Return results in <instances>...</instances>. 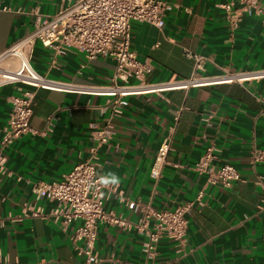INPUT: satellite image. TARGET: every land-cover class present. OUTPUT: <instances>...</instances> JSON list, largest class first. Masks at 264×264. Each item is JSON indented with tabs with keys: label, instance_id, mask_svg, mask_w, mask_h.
Segmentation results:
<instances>
[{
	"label": "crops",
	"instance_id": "obj_1",
	"mask_svg": "<svg viewBox=\"0 0 264 264\" xmlns=\"http://www.w3.org/2000/svg\"><path fill=\"white\" fill-rule=\"evenodd\" d=\"M73 1L0 0L8 7L0 10V51L31 29L37 15H51ZM163 1L162 28L132 22L131 49L152 67L144 82L198 84L130 94L121 113L111 116L102 109L110 97L94 92L110 84L111 58L88 59L76 50L57 55L36 43L31 64L56 87L22 82L0 87V137L10 96L24 92L31 97L30 126L37 130L18 136L4 150L9 173L0 172V264H80L69 239L79 221L64 230L49 218L24 215L23 207L46 212L54 205L35 200L32 185L59 181L76 162L90 158L96 143L92 133L107 122L115 133L95 150L98 170L117 173L122 197L139 207L129 208L119 194H111L104 200L106 210L134 224L144 211L193 201L198 192L204 206L187 213L182 242L163 236L152 255L142 250L145 236L134 226L99 222L98 264H264V162L252 164L250 157L253 146L264 149V115L259 114L264 108V0L260 11L236 5L231 18L221 6L229 0ZM185 49L205 58L201 69L194 68ZM228 74L235 77L216 79ZM202 113L213 114L209 125L201 122ZM167 137L170 149L161 176L153 181L149 169ZM209 142L217 148L216 166L228 162L240 173L230 186L212 183L192 168ZM152 222L149 216L148 228Z\"/></svg>",
	"mask_w": 264,
	"mask_h": 264
},
{
	"label": "built area",
	"instance_id": "obj_2",
	"mask_svg": "<svg viewBox=\"0 0 264 264\" xmlns=\"http://www.w3.org/2000/svg\"><path fill=\"white\" fill-rule=\"evenodd\" d=\"M236 5L248 11L261 10L259 0H229L221 5L228 18L234 15L233 8L235 9ZM7 8L0 6V10ZM166 8L167 4L163 0H74L51 15H37L31 29L0 51V87L19 82L43 88L56 87L54 82L45 78L31 64L36 43L50 48L57 55H63L68 50H76L84 53L88 59L97 56L111 58L115 62V70L110 84L94 88V92L110 97L102 109H108L111 116L121 113L127 103L125 97L130 94L159 92L164 89L185 87L188 83L198 84V80L179 79L161 84L144 82L145 75L152 67L147 61H140L131 49L132 22H146L162 28ZM184 54L193 59L194 68H202L205 59L203 56L188 49L184 50ZM232 77L235 76L228 74L216 79L232 80ZM117 79L122 81L134 79L137 83L119 85ZM9 101L10 111L0 137V172L7 174L9 172L5 148L18 136L37 132L29 123L32 114L30 95L26 92L12 95ZM259 114L264 115V108ZM212 117V113H202L200 120L209 125ZM48 125H51L50 120ZM114 133L112 124L107 122L92 133L96 143L90 158L76 162L59 181H39L32 185L35 200L45 199L54 204L48 211L45 212L42 207L34 208L31 204L23 207L24 215L29 211L31 216L49 218L64 230L71 221H79L69 239L76 253L82 257L80 264H98L100 261L95 250L99 222L125 228L134 226L145 236L142 250L152 255L156 243L163 236L182 242L186 236L187 213L195 205L198 208L204 206L202 192H198L193 201L169 208L153 209L152 212L146 210L134 224L113 211L106 210L104 200L111 194H119L120 199L129 208L139 207L137 201L124 200L117 186L105 187L99 183V178L104 175L98 170L95 150L103 144H108ZM169 149L170 139L167 137L159 144L149 169L153 181H157L161 176ZM216 151L213 142L207 143L192 168L199 174H205L212 183L219 182L224 186H230L240 178V173L228 162L216 166ZM250 154L252 164L264 162V149L253 146ZM149 216L153 218L150 228L146 224ZM18 218L14 217L13 220Z\"/></svg>",
	"mask_w": 264,
	"mask_h": 264
},
{
	"label": "clouds",
	"instance_id": "obj_3",
	"mask_svg": "<svg viewBox=\"0 0 264 264\" xmlns=\"http://www.w3.org/2000/svg\"><path fill=\"white\" fill-rule=\"evenodd\" d=\"M121 182L119 175L115 172H108L106 175L99 178V183L105 187L118 186Z\"/></svg>",
	"mask_w": 264,
	"mask_h": 264
}]
</instances>
